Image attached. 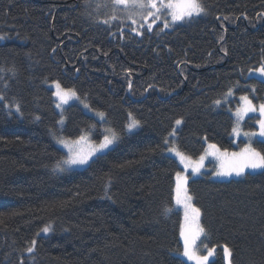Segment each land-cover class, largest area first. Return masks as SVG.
<instances>
[{
	"label": "trees",
	"instance_id": "1",
	"mask_svg": "<svg viewBox=\"0 0 264 264\" xmlns=\"http://www.w3.org/2000/svg\"><path fill=\"white\" fill-rule=\"evenodd\" d=\"M202 4L203 15L164 30L121 19L114 0H0V264H188L176 255L180 168L165 142L182 119L183 153L199 156L206 142L235 150L234 119L215 102L237 85L264 100V81L247 77L264 62V0ZM51 81L106 122L71 104L59 129ZM129 113L140 121L131 134ZM106 124L114 147L85 168L55 170L66 156L55 134L100 141ZM252 145L264 152V140ZM187 186L207 244L219 246L209 264H225L222 245L232 264H264V169L229 180L203 172Z\"/></svg>",
	"mask_w": 264,
	"mask_h": 264
},
{
	"label": "snow or ice",
	"instance_id": "2",
	"mask_svg": "<svg viewBox=\"0 0 264 264\" xmlns=\"http://www.w3.org/2000/svg\"><path fill=\"white\" fill-rule=\"evenodd\" d=\"M127 0H116L117 4L126 3ZM134 8H138L140 10L147 9L148 15L153 16V10L156 13H159L161 9H169L171 22L175 23L178 21H183L186 18H191L193 16H199L205 13V7L202 4V0H167V3H164L161 0V3L158 5L157 0H147L145 3L144 0H133L131 5ZM141 14V13H138ZM158 16L154 17L153 22L155 19H158ZM227 19V17H225ZM135 22V21H134ZM104 23H107L105 21ZM152 27L151 24L148 25L150 29ZM164 27H169V22L165 19ZM133 32L136 29H132ZM142 34V33H138ZM3 39V37H0ZM223 39V37H221ZM251 71L258 72L262 76H264V62L260 64V66L256 69H250ZM57 91L55 92V96L58 98L60 103L56 105L57 108L61 107L64 104H67L71 98H78L77 93L74 89L63 88L59 82H56ZM129 88H131V84H129ZM254 91V89H253ZM232 90L229 89L228 95H231ZM5 98L2 94H0V101H3ZM240 100L243 102L242 106L239 107L236 111V116L238 120H242L245 115L250 112L259 111L261 115V119L257 121L259 125V133L256 132H245L243 135L245 136H262L264 137V104L259 105V109L253 105L252 100L249 99L248 96H241ZM217 104L220 101H216ZM6 107H10L6 105ZM87 108L88 105H85ZM16 111H19V105L15 106ZM97 116L100 117L101 120L106 119V115L104 112H98ZM129 123L127 124L128 131H131L134 128H137L140 124V121L135 119L131 113H129ZM63 123V120H61ZM177 125L181 124V120H176L175 122ZM110 134H106L103 136L102 140L99 143H93L90 141L89 137L86 135H81L77 139H64L59 138L57 143L63 145L64 148L67 149V156L65 159L58 161L57 163V170L58 171H65L72 169L73 167H82L88 165L90 161L93 160L94 157L97 155L105 154L106 150L110 149V147L119 139L116 133L112 130H108ZM233 132L237 135H240V132L237 128H233ZM170 135H175V129L173 133ZM82 143H87L88 147L87 150L80 147ZM167 143V141L165 142ZM208 148L211 149V152H206L205 155H213L217 156L218 158H229L227 163L223 162L220 165V170L216 172V175H232L235 173L236 175H242L245 172V169H262L264 168V152L257 151L255 148L251 147L250 145L246 146L242 149L239 153H227V152H220L215 144H209ZM169 152L175 153L177 157H179L180 162L184 164L185 169L189 167L192 168L193 173H198L200 168L202 167V162L205 159V155L200 156L198 163L193 165L191 158L186 156L183 152L179 151L176 147H171L168 149ZM188 177L186 175H182L180 172L176 173V184L174 188V199L177 205H182L184 208V220L185 225H182L180 235L183 238V257H186L190 261H194L195 264H209L210 258L214 255V249L207 248L205 246L206 253L205 255H200L194 250V245L198 237L204 233V228L199 224V218L201 215L200 208L196 207L193 204V196L189 194V189L187 187ZM165 211H170V209H165ZM195 225L193 227L192 225ZM50 230L49 226H46L43 229V232L47 233ZM30 247L26 249L28 253H33L36 245V240L31 241ZM224 258L226 264H232V251L227 246H223Z\"/></svg>",
	"mask_w": 264,
	"mask_h": 264
},
{
	"label": "rangeland",
	"instance_id": "3",
	"mask_svg": "<svg viewBox=\"0 0 264 264\" xmlns=\"http://www.w3.org/2000/svg\"><path fill=\"white\" fill-rule=\"evenodd\" d=\"M114 1H115V3H116V0H114ZM138 2H139V0H138ZM144 2L146 3L147 0H144ZM163 2H164V3H167L166 0H163ZM132 3H133V0H127L126 3H123V4H117V3H116V4L122 7V13H121V14H122V15H121L122 18H121V19H123V20H128L132 25H136V26H138V25H139V26H142V25H149V24L154 25V24H156V22L158 21V22H161L162 29H164V30H170V29H172L174 26H176V25H178V24L184 23L185 21H187V20H189V19H191V18L198 17V16H193V17H191V18H186V19L183 20V21H178V22L172 23V22H171V16H170V10H169V9H168V12H167L166 14H164V9H165V8H164V9H161V11H160L159 13H156L155 10H153V16H149V15H148V10H147V9L140 10V9H138V8H134V7L131 6ZM157 3H158V5H159V4L161 3V0H157ZM138 13H141V14H138ZM201 15H203V14H201ZM201 15H199V16H201ZM155 16H158L159 18H158V19H155V22H153ZM165 19H167L168 22H169V27H167V28L164 27ZM134 21H135V22H134ZM258 67H259V66H258ZM258 67H256V68H258ZM256 68H253V69H256ZM247 77H254V78H257V79H259V80H261V81H264V76H262L261 74H259L258 72H255V71H251V72L248 71ZM56 82H57V81H51V82H47V83H46L47 87H48L49 89L52 90L53 97H54V99H55V107H56V105H57L58 103H60V101L58 100V98L55 96V92L57 91V88H56ZM62 87H63V86H62ZM237 87H238V85H237V86H234V87L231 88V90H232L231 95H228V93H229V91H228V92H227V93H226L221 99L217 100V101H220L219 104H217V103L215 102V105H217V106H219V105H225L226 109L230 112V114L232 115V117H233V119H234V121H233V122H234L233 128H237V129L239 130V132H240V135H237L236 133L233 132V129H232L231 137H232L233 143H234L235 145H238V143L240 142V140L243 141V142H242V145L239 146V147H237V149H235V150H223V149H220V148L217 146V148L220 150V152H227V153H229V154H231V153H239L242 149H244V148H245L246 146H248V145H250L251 147H253V145H252V141H254V140H256V139H258V140H264V137L259 136V135L252 136V137H249V136H245V135H243V133H245V132H256V133H259V125L257 124V121H258L259 119H261V115H260V113H259L258 110L255 111V112H250V113H248L247 115L244 116V118H243L242 120H238V119H237V116H236V111H237V109H238L239 107H241V106H242V103H243V102L240 100V97H241V96H245V95L248 96L249 99L252 100L253 105L256 106L257 109H259V105H260V104H264V100H263L261 103H259V104H255V103H254V101H253V97L256 95V90H255V87H254V86L250 87V92H249V93L239 94V95L236 94ZM63 88H64V87H63ZM65 89H68V88H65ZM253 89H254V91H253ZM77 97H78V98H76V97L71 98V99L68 101L67 104L62 105V106L59 107V108L56 107V110H57V112H58L59 115H60V119H59V121H58V127H59V129L63 128L64 125H65L64 109H65L66 107H68L69 105H71V104H78L79 106L82 107V109H83L86 113H88V114L94 116V117H95L97 120H99V121L106 122V119H105V120H101L100 117L97 116V113H98V112H102V111H98V110L92 109V108L90 107L89 103L87 102V100L84 99V98H81L78 94H77ZM235 101H236V102H235ZM232 104H233V107H232ZM85 105H88V107L86 108ZM132 116L135 118V116H134L133 114H132ZM249 117H250L249 120H250V122H251V124H252L253 126H252L251 128H249V127L246 128V127H245V121H246ZM252 117H253V119L251 120ZM129 119H130V118H129V115H128V122H127V124L129 123ZM135 119H136V118H135ZM61 120H63V123H61ZM178 120H181V124H180V125H177V124L175 123L174 128H173V130L175 129V135H174V136H173V135H169V139H168V141H167L166 153H167L169 156L173 157V158L177 161L178 166H179V168H180L178 172H180L182 175H186V176L188 177V180H189L190 178L197 177V176L201 175L203 172L208 173V174H209V177H210L211 179H213V180L238 179V178L243 177L246 173H256V172H259V171H261V170L264 169V168H262V169H255V170H253V169H245V172H244L242 175H236L235 173H233L232 175H216L215 173L218 172V171L220 170V165H221L222 161L225 162V163H227L228 160L230 159V157L226 159V158H222V157H221V158H218L217 156H213V155H205L206 152H211V151H212L211 149L208 148V145H209V144H212V143H207V142H206V147H205L204 151H203L199 156L193 157V156H189V155H187V154L184 153L186 156H188V157L191 158V161H192L193 165H195L196 163L200 162V161H199L200 156L205 155V159H204V161L202 162V167L200 168V171H199L198 173H193L191 167H189L188 169H185L184 164H182V163L180 162L179 157H177V156L175 155V153H173V152H169V151H168V149L171 148V147H176V148L180 151V149H179V148L177 147V145H176V137H177V131L180 129V127H181V125H182V123H183V120H182V119H178ZM139 128H140V124H139V126H138L137 128H134V129H132L131 131H128V129H127V125H126V133H128V134L134 133V132H136ZM108 130H112V131H114L112 128H110V127L106 124V125H105V134H104V135H106V134H110ZM173 130L171 131V133H173ZM114 132H115V131H114ZM115 133H116V132H115ZM171 133H170V134H171ZM81 135H86V136H88L89 139H90V141L93 142V143H99V142L102 140V139H101L100 141H93V140H92V137H91V136H92V133H91L90 131L83 132ZM81 135H80V136H81ZM116 135L118 136L117 133H116ZM78 137H79V136H78ZM78 137H76V138H67V137H65L64 135H62L61 133H59V134H55V135H54V140H55L56 145H57L60 149H62V150L65 152L66 156H67V149L64 148L63 145L58 144V143H57V140H58L59 138L75 140V139H77ZM118 137H119V136H118ZM118 140H119V139H118ZM118 140H117V141H116V142L110 147V149H111L112 147H114V146L118 143ZM80 147L83 148V149H85V150H87L88 144H87V143H82V144L80 145ZM253 148H254V147H253ZM255 149H256V148H255ZM108 150H109V149H108ZM108 150H106V151H108ZM256 150L259 151L258 149H256ZM181 152H182V151H181ZM66 156L64 157V159L66 158ZM94 158H95V157H94ZM94 158H93V159H94ZM90 162H91V161H90ZM86 166H87V165L82 166V167H73L72 169L65 170V171H62V172H61V171H58V170H57V165H56V166H55V170H56L58 173H64V172H68V171L75 170V169H82V168H85ZM175 184H176V176H175ZM187 184H188V183H187ZM187 187H188V186H187ZM189 194H190V193H189ZM174 202H175V199H174ZM192 202H193V201H192ZM193 204H194V202H193ZM194 205H195V204H194ZM195 206H196V205H195ZM175 208L178 209V210L181 212V214H182V220H181V227H182V225H185V220H184V208H183L182 205H177L176 203H175ZM199 224L202 226L200 218H199ZM192 226L195 227L194 224H193ZM181 227H180V231H181ZM179 238H180V242H181V245H182V250H181L180 252L176 253V255H178V256H180L181 258H183L188 264H195L194 261H190V260H188L186 257H183L182 253H183V244H184V241H183V238L181 237L180 234H179ZM205 246H206L207 248H210V249H214V250H215V251H214V255H213V257L210 258V261H212V260L217 256V254H218V248H219V246H209V245L207 244L206 240H205V233H202V234L198 237V239H197V241H196V244L194 245V250H195L198 254H200V255H205V254H207V253H206V250H205ZM223 246H224V245L220 246V248H221V251H222V254H223V258H224ZM210 261H209V263H210ZM224 263L226 264L225 258H224Z\"/></svg>",
	"mask_w": 264,
	"mask_h": 264
}]
</instances>
